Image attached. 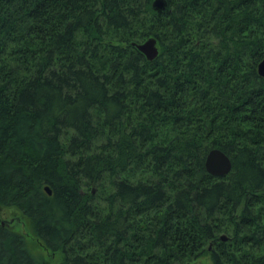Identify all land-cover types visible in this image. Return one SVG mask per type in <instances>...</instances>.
Here are the masks:
<instances>
[{
    "label": "trees",
    "instance_id": "obj_1",
    "mask_svg": "<svg viewBox=\"0 0 264 264\" xmlns=\"http://www.w3.org/2000/svg\"><path fill=\"white\" fill-rule=\"evenodd\" d=\"M153 1L0 0V264H264V0Z\"/></svg>",
    "mask_w": 264,
    "mask_h": 264
},
{
    "label": "water",
    "instance_id": "obj_2",
    "mask_svg": "<svg viewBox=\"0 0 264 264\" xmlns=\"http://www.w3.org/2000/svg\"><path fill=\"white\" fill-rule=\"evenodd\" d=\"M151 8L156 13L163 12L166 10V1L154 0L151 3ZM131 46L134 47L144 58H146L147 61H153L159 53L157 40L153 37H148V39L142 42L131 43ZM257 75L264 78V58L257 65ZM204 164L206 173L212 177H226L232 169L230 158L217 148H213L208 151ZM44 191L48 195L51 194L47 186L44 188ZM220 239L222 241H226L227 237L222 235Z\"/></svg>",
    "mask_w": 264,
    "mask_h": 264
},
{
    "label": "rangeland",
    "instance_id": "obj_3",
    "mask_svg": "<svg viewBox=\"0 0 264 264\" xmlns=\"http://www.w3.org/2000/svg\"><path fill=\"white\" fill-rule=\"evenodd\" d=\"M93 193H96V190L94 191V189H93ZM1 219L3 222H7V223L12 222L11 220H9L8 214H3ZM222 235H225L226 237H228V235H226L224 233L220 234V236H222ZM27 239H28V244L32 249V252L35 255L42 256L45 259L49 260V262L51 261V263H53V264L57 263V261L60 260V255H50V254L46 253L42 244L34 241L30 235L28 236ZM194 263L195 264H213L212 260H210L209 256H203L201 258H198L195 260Z\"/></svg>",
    "mask_w": 264,
    "mask_h": 264
}]
</instances>
